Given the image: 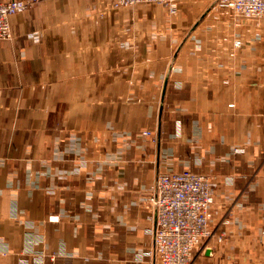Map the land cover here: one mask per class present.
I'll return each mask as SVG.
<instances>
[{
	"label": "crops",
	"instance_id": "crops-1",
	"mask_svg": "<svg viewBox=\"0 0 264 264\" xmlns=\"http://www.w3.org/2000/svg\"><path fill=\"white\" fill-rule=\"evenodd\" d=\"M178 2L36 0L10 17L0 264H153L151 186L185 169L213 193L191 264H264V24Z\"/></svg>",
	"mask_w": 264,
	"mask_h": 264
},
{
	"label": "built area",
	"instance_id": "built-area-1",
	"mask_svg": "<svg viewBox=\"0 0 264 264\" xmlns=\"http://www.w3.org/2000/svg\"><path fill=\"white\" fill-rule=\"evenodd\" d=\"M36 0H0V38L11 37L10 17ZM236 20L264 24V0H217ZM141 3L158 4L169 14L178 10V0H112L114 7ZM236 44L240 41L236 40ZM143 134H150L144 131ZM237 150V148H235ZM149 205L155 211L153 264H191L202 245L213 236L210 226L213 193L209 178L188 169L161 173L151 186ZM222 239V234L217 240Z\"/></svg>",
	"mask_w": 264,
	"mask_h": 264
},
{
	"label": "rangeland",
	"instance_id": "rangeland-1",
	"mask_svg": "<svg viewBox=\"0 0 264 264\" xmlns=\"http://www.w3.org/2000/svg\"><path fill=\"white\" fill-rule=\"evenodd\" d=\"M178 3H179V2H178ZM217 3H218V2H217ZM144 131H147V130H144ZM144 131H143V132H144Z\"/></svg>",
	"mask_w": 264,
	"mask_h": 264
}]
</instances>
